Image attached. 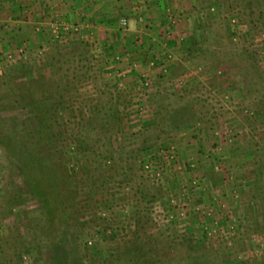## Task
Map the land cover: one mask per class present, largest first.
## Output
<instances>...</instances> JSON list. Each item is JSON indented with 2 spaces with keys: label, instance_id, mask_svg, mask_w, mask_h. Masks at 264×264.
Listing matches in <instances>:
<instances>
[{
  "label": "rangeland",
  "instance_id": "obj_1",
  "mask_svg": "<svg viewBox=\"0 0 264 264\" xmlns=\"http://www.w3.org/2000/svg\"><path fill=\"white\" fill-rule=\"evenodd\" d=\"M200 6L147 90L57 9L0 39V264H264V0Z\"/></svg>",
  "mask_w": 264,
  "mask_h": 264
},
{
  "label": "crops",
  "instance_id": "obj_2",
  "mask_svg": "<svg viewBox=\"0 0 264 264\" xmlns=\"http://www.w3.org/2000/svg\"><path fill=\"white\" fill-rule=\"evenodd\" d=\"M201 4L202 0H0V39L14 44L30 38L34 45L48 46V37L38 27L46 23V14L57 9L63 20L93 24L87 39L98 47L97 58L110 64L116 56L127 57L134 64L133 74L141 75L155 59L166 61L167 52L183 44L185 48L195 33L196 19L200 23ZM123 19L128 29L120 27ZM121 68L128 71L126 66ZM157 72L158 68L153 76Z\"/></svg>",
  "mask_w": 264,
  "mask_h": 264
},
{
  "label": "built area",
  "instance_id": "obj_3",
  "mask_svg": "<svg viewBox=\"0 0 264 264\" xmlns=\"http://www.w3.org/2000/svg\"><path fill=\"white\" fill-rule=\"evenodd\" d=\"M171 21L175 23V19L171 18ZM54 38L56 40H62L63 37L66 35H69L70 33H83L85 31H93L94 26L91 22L87 20H81L80 22H72V21H58V22H53L50 24ZM128 21L126 19H123L120 21V27L122 29H128ZM2 54V52H1ZM9 59H12V56H8ZM115 62L111 63L113 65V74L117 76L119 79L126 78L128 75L132 73L133 70V65L130 60L127 59V57L124 56H116L115 59L113 60ZM166 61H162L161 58H157L154 61H152L149 64V69L139 76V79L135 81V84L137 85L138 88L147 90L152 86V77L154 70L158 68L160 72L163 74H167V68L165 64ZM126 66V69L128 71H124L121 67ZM158 150H160V155L163 156L162 160L159 161V157L156 158V155L151 160L147 161L145 163L144 168L147 171H150L153 167L156 168L155 172H163L167 169H172L175 160L177 159V150L176 147L171 144L168 147H160Z\"/></svg>",
  "mask_w": 264,
  "mask_h": 264
},
{
  "label": "trees",
  "instance_id": "obj_4",
  "mask_svg": "<svg viewBox=\"0 0 264 264\" xmlns=\"http://www.w3.org/2000/svg\"><path fill=\"white\" fill-rule=\"evenodd\" d=\"M52 60H54V57H52ZM56 64H58V62L55 63V65H56ZM0 95H1V93H0ZM7 98H8V97H7ZM7 98H6V99H7ZM3 99H4V98H3ZM3 99H2V100H3ZM0 102H1V100H0ZM2 103H3V102H2ZM0 131H1V130H0ZM0 144L3 145V146H6V147H8V148H12L13 150H15V147H14L12 144H10V143H7V144H8V145H7L6 143H1V141H0ZM9 146H10V147H9ZM28 160H29V159H27L26 162H28ZM28 163H30V162H28ZM23 167H24L25 169H26V168H32V167H30V166H28V165H23ZM60 238H63V237L60 236ZM64 257H65V256H61V258L55 259V263H56V264H63L64 262H62V260L64 259Z\"/></svg>",
  "mask_w": 264,
  "mask_h": 264
}]
</instances>
